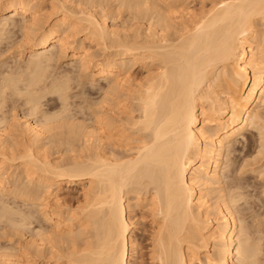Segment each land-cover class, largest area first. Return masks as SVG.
I'll use <instances>...</instances> for the list:
<instances>
[{
    "label": "bare ground",
    "instance_id": "1",
    "mask_svg": "<svg viewBox=\"0 0 264 264\" xmlns=\"http://www.w3.org/2000/svg\"><path fill=\"white\" fill-rule=\"evenodd\" d=\"M51 259L264 264V0H0V264Z\"/></svg>",
    "mask_w": 264,
    "mask_h": 264
},
{
    "label": "rangeland",
    "instance_id": "2",
    "mask_svg": "<svg viewBox=\"0 0 264 264\" xmlns=\"http://www.w3.org/2000/svg\"><path fill=\"white\" fill-rule=\"evenodd\" d=\"M138 65V66H137ZM136 65V67H134V76L135 77H138L137 79H140L143 75H145V70L143 69L142 70V68H141V66H139V64H137ZM140 67V68H139ZM140 69V70H139ZM141 72H143V74L141 75ZM133 76V77H134ZM141 76V77H140ZM140 77V78H139ZM71 186V187H70ZM70 186H68L69 188H67V186L65 187V189L63 188V189H61L60 190V193L62 194H60V197L61 198H63V199H65L64 200V202L67 204V206H69L70 205V207L73 209V211H76V206H78L79 205V203L81 202L80 201V194H81V192H80V188L78 187V186H76V184H72V185H70ZM76 186V187H75ZM80 193V194H79ZM64 194V195H63ZM79 197H78V196ZM54 196V194L52 195V197ZM75 196V197H74ZM78 204V205H77ZM72 205V206H71ZM76 207V208H75ZM143 208L142 207H140V206H138V208H136V212H137V218H138V220H139V218H140V220L139 221H142L141 223L140 222H138V224L139 225H137V227H138V230H137V233H138V236H139V240H140V242H141V245H142V247L144 246V250H143V252L144 253H147V252H149V249H150V236H151V230H152V227L153 226H151L150 224L152 223V216L151 215H147V217L145 216V214H146V210H144V212H143V210H142ZM141 214H144V215H141ZM143 216V218H141ZM142 219V220H141ZM145 220V221H144ZM149 220V221H148ZM73 221H75V219L73 220ZM77 221V220H76ZM71 223H73V227H74V229L76 228V224H77V222L74 224V222H71ZM149 223V224H148ZM145 225V226H144ZM153 225V224H152ZM139 226H141V227H139ZM140 228H141V230H140ZM145 229V230H144ZM147 229V230H146ZM76 230H77V228H76ZM149 235V236H148ZM148 243V244H147ZM147 250V251H146ZM146 255V261L148 262L149 260V258H148V255L147 254H145ZM50 264H53V263H55V260L54 259H51V260H49L48 261ZM49 263H47V264H49ZM68 264L66 261L65 262H62L61 264Z\"/></svg>",
    "mask_w": 264,
    "mask_h": 264
}]
</instances>
